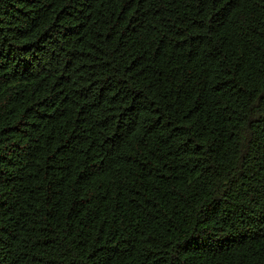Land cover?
<instances>
[{
	"label": "trees",
	"instance_id": "trees-1",
	"mask_svg": "<svg viewBox=\"0 0 264 264\" xmlns=\"http://www.w3.org/2000/svg\"><path fill=\"white\" fill-rule=\"evenodd\" d=\"M0 264H264V0H0Z\"/></svg>",
	"mask_w": 264,
	"mask_h": 264
}]
</instances>
